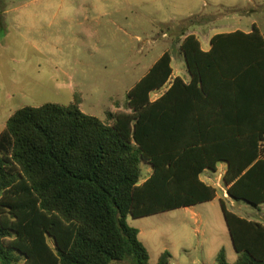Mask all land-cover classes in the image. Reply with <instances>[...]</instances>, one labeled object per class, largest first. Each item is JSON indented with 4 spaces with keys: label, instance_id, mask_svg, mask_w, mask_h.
I'll use <instances>...</instances> for the list:
<instances>
[{
    "label": "trees",
    "instance_id": "trees-1",
    "mask_svg": "<svg viewBox=\"0 0 264 264\" xmlns=\"http://www.w3.org/2000/svg\"><path fill=\"white\" fill-rule=\"evenodd\" d=\"M211 45L183 34L190 82L177 77L151 101L173 72L166 51L128 92L130 111L105 121L77 102L16 110L0 132V264H152L129 218L214 200L200 176L218 160L229 164L231 199L264 204V35L254 25L215 34ZM203 105L223 121L222 143L214 125L202 136ZM142 162L153 166L143 182ZM220 204L233 264H264V224ZM217 263L230 264L225 249Z\"/></svg>",
    "mask_w": 264,
    "mask_h": 264
},
{
    "label": "rangeland",
    "instance_id": "rangeland-1",
    "mask_svg": "<svg viewBox=\"0 0 264 264\" xmlns=\"http://www.w3.org/2000/svg\"><path fill=\"white\" fill-rule=\"evenodd\" d=\"M254 25L264 34V0H0V132L26 106L77 102L104 121L129 112L128 92L167 50L178 54L183 34ZM143 164L142 181L151 173ZM214 183L223 196L222 179ZM129 223L152 264L165 251L170 264H218L221 249L237 260L219 199Z\"/></svg>",
    "mask_w": 264,
    "mask_h": 264
},
{
    "label": "crops",
    "instance_id": "crops-1",
    "mask_svg": "<svg viewBox=\"0 0 264 264\" xmlns=\"http://www.w3.org/2000/svg\"><path fill=\"white\" fill-rule=\"evenodd\" d=\"M237 30H241V29H238V28L237 29H232V30L227 29V30H221V31L213 32V33H209V32H207V33L194 32L193 34H195L199 38V40L201 42L202 49L204 51H209L211 49V47H212V45H211V39H212V37L215 34L230 33V32H234V31H237ZM241 31H243L245 33H250V32H252V29H250V30H241ZM178 48H179L178 54H175V55H172L171 54V57H172L171 67L173 69V72H172V75H171L168 83L163 88H161L159 90H154L153 92H151V94H150L151 101L157 100L164 93V91L171 85V83L174 81V79L177 78V77H181L182 79H184V81L186 83H189L190 82L191 75H190L189 70H188V67H187V63H186V60H185V56L182 54V52L180 50V45H179ZM167 51H169L171 53L170 50H167ZM182 59L186 63V68L185 69L184 68H181V60ZM202 110L204 111V114H205L204 118L202 119V126L203 127H206L205 128V131L206 132H202V136H203V134L205 136H210V135H213L214 136V133L211 132V130H213V128H210V127H212V125H214V126L217 127V129H216V137H217L216 140H217L218 143H219V141H221V143H222L224 141V127H225L223 121H221L219 119L217 120L216 118L212 117V107H209V106L205 107L203 105L201 107V110H200L201 113H202ZM192 121H193L192 123L195 125L196 118L193 117V120ZM197 135H198L197 132H193V134H192L193 138H195V136H197ZM200 136H201V134H200ZM218 154H220V151L218 152ZM143 163H145L147 165H150V167H151V173H150V175H151L152 172H153V166L151 164L147 163V162H142L141 167H143V165H144ZM228 168H229V164H228L227 161H225V160H218L216 162V168L215 169L205 168L203 170L201 176H200V179L204 183H206V184H208V185H210V186H212V187H214V188L217 189V197L214 200H212V202L215 201L216 199H219V200L222 199V200L225 201L226 205L229 202L234 208H237V210L240 213H242L244 215H247L246 217H243V216H241V215L238 214L239 216H241L243 218H246V219H249V220H254V219H250V217L253 214H252L251 211H249L250 209H249L248 206H246V205H240L239 202H241V201H235V200H233V199H231L229 197V195L227 193L228 185L224 181V175L227 173ZM142 170H143V168H142ZM220 178L222 179L223 185H224L222 187V189H223V196H220L219 187L217 188V185L214 183L215 179H220ZM146 179H144V180H146ZM143 181L141 180V182H143ZM199 205L200 204L194 205V206L185 207V209H187V210H193L194 211V210H196L197 206H199ZM256 210H257V213L255 215L261 221H258V220H255V221H258V222L264 224V217L262 215H260V213H262V211L264 210V204L261 205L260 208H258ZM140 234H141V231H140Z\"/></svg>",
    "mask_w": 264,
    "mask_h": 264
}]
</instances>
